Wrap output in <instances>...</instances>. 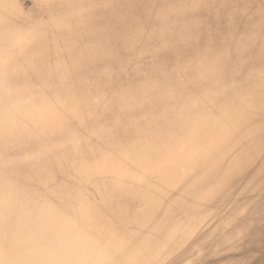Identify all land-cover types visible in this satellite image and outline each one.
Segmentation results:
<instances>
[{
	"label": "bare ground",
	"instance_id": "bare-ground-1",
	"mask_svg": "<svg viewBox=\"0 0 264 264\" xmlns=\"http://www.w3.org/2000/svg\"><path fill=\"white\" fill-rule=\"evenodd\" d=\"M0 264H264V0H0Z\"/></svg>",
	"mask_w": 264,
	"mask_h": 264
}]
</instances>
